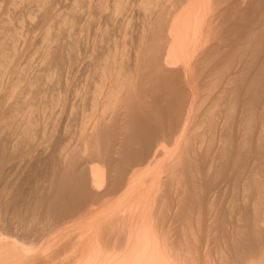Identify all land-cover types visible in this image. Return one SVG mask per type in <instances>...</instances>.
Masks as SVG:
<instances>
[{
  "label": "bare ground",
  "instance_id": "bare-ground-1",
  "mask_svg": "<svg viewBox=\"0 0 264 264\" xmlns=\"http://www.w3.org/2000/svg\"><path fill=\"white\" fill-rule=\"evenodd\" d=\"M3 1L0 264H264V0ZM24 172L47 195L7 192Z\"/></svg>",
  "mask_w": 264,
  "mask_h": 264
},
{
  "label": "rangeland",
  "instance_id": "rangeland-1",
  "mask_svg": "<svg viewBox=\"0 0 264 264\" xmlns=\"http://www.w3.org/2000/svg\"><path fill=\"white\" fill-rule=\"evenodd\" d=\"M74 1L75 0H58V8H60V11L61 12H65L66 10H68L70 8V6L72 5V3ZM0 4L2 5L1 6L2 8H0V12H2L1 19L11 18L14 23H17V20H16L17 14L15 12H13V11L12 12H5V8H6V5H7V2H4L3 0H0ZM134 21L136 22L137 21V18H135ZM29 34H30L31 38H33V40H30V42L25 43L24 45L22 44V41H19V44L23 46V50H22L23 60H26L30 64L33 65V69H32L33 72H32V74L35 76L37 74H41L44 71V63H42V62L39 61V55H40V50H41L40 49V45H37L41 37H40V33H39V31L37 29H34L32 32H29ZM75 78H76L75 77V62H73V68L70 70L69 74L66 73L65 71H61V72L59 71L55 75V78L53 79V81L50 84L51 87H53V89H54V94H57L60 97L59 103H58V105H56V107L54 109L53 116H52V118L49 119V124L50 123L51 124H59V127L57 128V130L55 132V134H56L55 137H56V139L58 138V140H60V139L64 140L65 139L62 136V134H60V132H61V130L64 129V126L66 124H76V121L74 120V118H75V112H76L75 96H74L75 95ZM33 88H34V90L36 91L37 94L36 95L35 94H33V95L31 94V98L34 101L37 100L36 102H38L40 100H42V101L47 100L48 99L47 96L51 94L50 92L49 93H45V87L42 84V82H40V81L35 82L33 84ZM50 89L52 90V88H50ZM43 95H47V96L42 97ZM140 99L142 100L143 97H141ZM10 101H13V100L12 99H9L8 102H10ZM58 131H60V132L58 133ZM22 175H24L28 179H25ZM22 175H18L16 178H13V180H11V182H10L11 185L8 184L10 187L9 186H6V189L7 188H10L9 190L7 189V192L10 191L9 192L10 194H14V191H15L16 193L13 196H15L16 198H23L22 196L19 197L18 196L19 195L18 193H21L22 192L21 195H23V192L30 187L28 189V191L26 190L27 191V193H26L27 196L24 195L25 196V199L27 201H30V202H34L35 199H37V196L39 194L41 196H38V198H41V197L47 195V194H44V193H45V191L48 193V189L47 190H44V185L46 184L45 185V189H46L47 188V185H48V179L43 178L45 180V182H46L45 183L43 179L42 180L40 179V177L42 178V176L36 175L37 176V178H36V176H34V174H32V176H33L32 177L29 174L27 175L26 172H24ZM28 176H30V177H28ZM31 177H32V179H31ZM14 179H15V181H14ZM24 179H25V181H24ZM33 179H37V180L34 181ZM39 180H41L42 182L40 181L38 183ZM12 181H14L13 182V185H12ZM17 181L18 182L20 181V182H19V186H17V188H16L15 187L16 184L18 185V182ZM21 181H23L22 182L23 184L21 183ZM49 181H50V178H49ZM24 182L27 185H29V186H27ZM29 182H31L34 187L31 186V183H29ZM34 182H36L35 185H34ZM37 183H38V186H37ZM41 184H42V186H41L42 188L39 186ZM227 184H229V185H227ZM231 184L232 183H226V184L223 185V187L226 188V186H227V190H231V187H230ZM22 185H24V187L26 186L27 188L24 190V187ZM13 187H14V190H13ZM15 188L17 189L18 193L15 190ZM19 188H21V189H19ZM225 188H223V189H225ZM37 189L40 192L39 191L37 192ZM22 190H24V191H22ZM33 190H36L35 193H34L36 196L31 195V194H33V193H31ZM42 192H43V195H42ZM29 193H31V194H29ZM30 196H32L33 198L29 200L28 198H30ZM225 200L226 199H224V200L218 199V202L221 203V206H222V205H224ZM223 201H224V203H223ZM15 232H17V231H14V233ZM14 233L11 232V234L14 235V236H17V238L20 237L19 236L20 232H18L17 234L16 233L14 234ZM20 239L21 240H19V241L22 242L23 241L22 237ZM28 241H30V239H28ZM38 242H39V240H37L34 244H36Z\"/></svg>",
  "mask_w": 264,
  "mask_h": 264
}]
</instances>
